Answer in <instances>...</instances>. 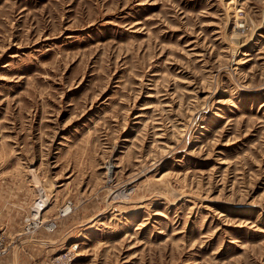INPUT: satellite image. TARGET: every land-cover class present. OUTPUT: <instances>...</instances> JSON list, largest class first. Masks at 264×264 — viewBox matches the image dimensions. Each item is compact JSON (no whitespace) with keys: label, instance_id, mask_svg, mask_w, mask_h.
Wrapping results in <instances>:
<instances>
[{"label":"rangeland","instance_id":"rangeland-1","mask_svg":"<svg viewBox=\"0 0 264 264\" xmlns=\"http://www.w3.org/2000/svg\"><path fill=\"white\" fill-rule=\"evenodd\" d=\"M0 232L1 264H264V0H0Z\"/></svg>","mask_w":264,"mask_h":264},{"label":"built area","instance_id":"built-area-1","mask_svg":"<svg viewBox=\"0 0 264 264\" xmlns=\"http://www.w3.org/2000/svg\"><path fill=\"white\" fill-rule=\"evenodd\" d=\"M42 205L40 202L39 204L36 203L34 206ZM42 207V206H41ZM43 208V207H42ZM42 208L39 212H37L38 218L29 217L28 218V228L26 229V233H34L36 229H39L42 224V220H40L39 215L41 216ZM45 210V209H44ZM42 211V212H41ZM72 213V208L70 204L65 205L63 208L59 210V218L63 219L68 217ZM44 222V221H43ZM56 229V223L50 226L49 230L55 232ZM78 248L76 245H71L69 248L63 250L61 254H58L56 257L52 256H44L43 262L40 263L36 257H28L30 264H74L76 256L78 254ZM11 253V247L6 242V236L0 232V264L3 262L6 258L10 256Z\"/></svg>","mask_w":264,"mask_h":264},{"label":"bare ground","instance_id":"bare-ground-1","mask_svg":"<svg viewBox=\"0 0 264 264\" xmlns=\"http://www.w3.org/2000/svg\"><path fill=\"white\" fill-rule=\"evenodd\" d=\"M247 56V55H246ZM43 191V190H42ZM42 191H39L40 193H39V198H38V200H37V202L36 203H42V205L40 204L38 207L37 206H34L33 207V213H34V216H35V218H38V216H37V212H39L41 209L40 208H42V211H44V209H46V208H49V205H50V198L49 199H47V195H45ZM45 195V196H44ZM42 206V207H41ZM39 210V211H38ZM41 211V212H42ZM78 243V242H77ZM77 243H73V244H76V247L78 248V249H80V245L81 244H77Z\"/></svg>","mask_w":264,"mask_h":264}]
</instances>
